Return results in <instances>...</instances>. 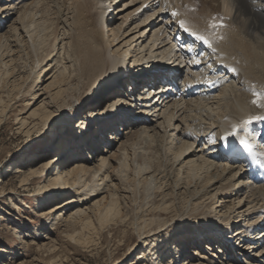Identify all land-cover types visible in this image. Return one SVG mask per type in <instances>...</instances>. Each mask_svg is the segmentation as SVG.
Listing matches in <instances>:
<instances>
[{
  "label": "bare ground",
  "instance_id": "6f19581e",
  "mask_svg": "<svg viewBox=\"0 0 264 264\" xmlns=\"http://www.w3.org/2000/svg\"><path fill=\"white\" fill-rule=\"evenodd\" d=\"M99 1L116 4L0 0V91L9 98L25 92L26 77L14 63L20 52L31 86L48 71L44 89L54 103L86 97L49 157L8 167L25 188L34 184L33 211L64 226L79 246L100 243L105 231H120L129 248L130 237L158 242L152 257L140 251L137 264H264V184H250L229 155L240 136L261 140L253 130L264 121H244L264 116V0H118L104 17ZM180 20L213 47L201 46ZM183 45L202 54L199 63L185 61ZM177 79L181 98L152 94ZM6 99L0 95L2 115L11 106ZM109 103L122 106L109 113ZM51 112L35 108L29 115L48 119ZM16 124L29 133L25 118ZM234 125L236 136L221 139ZM37 248L52 253L56 246Z\"/></svg>",
  "mask_w": 264,
  "mask_h": 264
},
{
  "label": "rangeland",
  "instance_id": "374dc122",
  "mask_svg": "<svg viewBox=\"0 0 264 264\" xmlns=\"http://www.w3.org/2000/svg\"><path fill=\"white\" fill-rule=\"evenodd\" d=\"M111 1H116L117 4L118 0ZM132 3L135 4L136 2ZM116 4H113V7ZM3 21L7 22L8 20L3 19ZM2 28H5V25ZM19 53L17 52L14 57V63L18 64L17 66L22 71L20 77H26L24 81L27 82L22 85L23 88L21 89L25 92L18 97L9 98V92H6L5 95V89L0 91V95L7 98L6 101H12L11 104L6 102L7 105L11 106L5 115H2V112L0 113V264H131V262L137 264L140 260H143V258L138 257L143 249L145 252L147 251L148 257H152L151 252L158 242L156 245L150 246V244H145L140 239L137 241L136 238L130 237L125 242L126 244H132L129 248L120 244L123 241L120 231L117 233L115 231L103 232V240L95 245L92 244L86 247L75 245L65 237L64 226L58 225L55 228L54 225H50L49 219L40 217L34 212L38 207V202L34 201V184L25 188L21 185L17 174H11L8 167L16 164L23 165L22 162L29 163V158H35L33 162L36 166L38 159L49 157L53 153V147L58 140L56 135H59L61 128L68 125L72 117L83 109L86 97H80L79 100H66L63 104L54 103L51 91L44 89L48 81V79H45L48 71L40 73L37 86H31L33 83L30 80L32 79L26 80L31 74V69L28 70L27 60L23 62V53ZM40 79L41 83L39 82ZM237 85L241 87V84ZM43 106L47 108L44 107V109ZM35 108L38 111L41 110L43 114L47 110H51L50 117L45 119L44 116L38 118L29 115ZM74 112L75 114H73ZM20 117L25 118L27 124H29L28 127H31L29 133H25V130L22 129H16V123ZM149 118L156 119L152 115ZM33 122L37 124L35 125ZM112 136L114 140L116 135ZM117 138L116 136L115 139ZM111 142L113 146L118 144V142ZM51 157L55 156L52 155ZM91 160H94L93 156ZM12 199L17 204V208L12 206L10 201ZM52 203L49 202V204L41 206V209L50 208ZM166 215L170 218L171 214L166 213ZM20 238L27 240L28 244L22 245L19 242ZM41 243H46L47 246L54 244L56 248L52 253L43 251V249L39 250L37 244ZM59 259H61V262ZM153 264H155L154 261Z\"/></svg>",
  "mask_w": 264,
  "mask_h": 264
},
{
  "label": "snow or ice",
  "instance_id": "6c2138e0",
  "mask_svg": "<svg viewBox=\"0 0 264 264\" xmlns=\"http://www.w3.org/2000/svg\"><path fill=\"white\" fill-rule=\"evenodd\" d=\"M172 15L175 17L176 15H178L177 12H172ZM179 26L181 28H184L185 32L189 33L191 37H194L196 41H201L203 42V44L207 45L209 48H212V41L206 36V35H203V34H200L199 32L197 31H192L190 30L187 26H186V21L184 20H180L179 21ZM218 25L216 23H209L208 24V27L209 28H212V29H215ZM213 51H215V49L213 48ZM197 63H199V61H196ZM232 72H236L237 69L236 68H231L230 69ZM211 83V81H209ZM115 99L114 97H110L109 98V101ZM253 103H257V101H253ZM122 105L120 103H116V104H112V103H109L108 104V107L106 109L107 112L109 113H115L116 111H118L120 109ZM101 108H104V105L102 104L100 106ZM85 119H88L87 116H85ZM253 120H258V121H264V116H254V117H251L250 119L248 120H245L244 121V124H250L252 123ZM237 134V126H233L232 127V130L230 132H226L224 134L223 137H221V139H227L229 137H235ZM262 142H264V138H262ZM239 143L241 145H243L246 149H249L251 150V145L249 144V141L244 137V136H240L239 137ZM255 163H259V161H253ZM264 166V165H262ZM161 261H165L167 259V257L163 254H161V257H160Z\"/></svg>",
  "mask_w": 264,
  "mask_h": 264
},
{
  "label": "clouds",
  "instance_id": "9594fccd",
  "mask_svg": "<svg viewBox=\"0 0 264 264\" xmlns=\"http://www.w3.org/2000/svg\"><path fill=\"white\" fill-rule=\"evenodd\" d=\"M201 23H202V24H203V23H206V21H203V20H202Z\"/></svg>",
  "mask_w": 264,
  "mask_h": 264
}]
</instances>
